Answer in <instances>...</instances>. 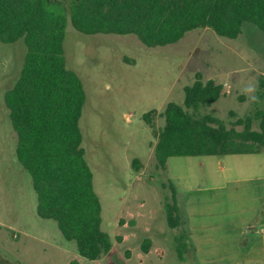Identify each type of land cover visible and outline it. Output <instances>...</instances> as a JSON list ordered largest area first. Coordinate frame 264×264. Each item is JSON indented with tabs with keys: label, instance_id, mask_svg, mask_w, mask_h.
Masks as SVG:
<instances>
[{
	"label": "rangeland",
	"instance_id": "obj_1",
	"mask_svg": "<svg viewBox=\"0 0 264 264\" xmlns=\"http://www.w3.org/2000/svg\"><path fill=\"white\" fill-rule=\"evenodd\" d=\"M46 1L67 18L66 65L86 89L83 146L102 203V228L111 236L113 249L99 260H88L54 219L37 212L32 176L17 158L18 136L4 101L27 53L24 39H19L0 41V255L15 264H192L197 259L186 210L189 190L264 175V152L173 156L162 169L155 155L158 138L143 115L154 110L152 118L160 130L167 105H184L185 87L194 83L198 72L205 81L224 85V94L202 107L203 113L231 127L237 118L264 109L258 96L264 77V31L246 22L239 37L231 39L211 28H197L174 44L150 47L135 34L83 33L72 23L76 0ZM259 126L256 120L254 128ZM136 158L139 168L133 166ZM168 203L178 206L176 227L168 223ZM181 237L187 248L184 261L177 249ZM146 238L151 239L148 253L142 246Z\"/></svg>",
	"mask_w": 264,
	"mask_h": 264
},
{
	"label": "trees",
	"instance_id": "obj_2",
	"mask_svg": "<svg viewBox=\"0 0 264 264\" xmlns=\"http://www.w3.org/2000/svg\"><path fill=\"white\" fill-rule=\"evenodd\" d=\"M246 22L264 31V0H76L72 9V23L83 33L135 34L150 47L174 44L197 28L235 39ZM66 27L67 18L51 10L46 0H0V41L24 39L27 46L20 75L4 101L18 136L17 158L32 176L39 216L54 219L65 238L76 241L81 256L99 260L112 251L113 241L102 228V203L83 146L87 94L81 77L66 65ZM222 94L223 84L205 81L198 72L194 83L185 87L184 105H167L160 130L152 118L154 110L143 115L158 138L159 168L165 169L173 156L264 152V109L237 118L231 127L202 112ZM258 96L264 100V77ZM256 120L259 129L254 128ZM239 125L243 129H237ZM133 166L140 167L138 158ZM177 208L176 203L166 205L171 227L180 224ZM182 239L177 249L184 261L187 248ZM142 246L150 252L151 239ZM0 264L15 263L0 255Z\"/></svg>",
	"mask_w": 264,
	"mask_h": 264
},
{
	"label": "crops",
	"instance_id": "obj_3",
	"mask_svg": "<svg viewBox=\"0 0 264 264\" xmlns=\"http://www.w3.org/2000/svg\"><path fill=\"white\" fill-rule=\"evenodd\" d=\"M186 204L199 264H264V175L189 190Z\"/></svg>",
	"mask_w": 264,
	"mask_h": 264
}]
</instances>
